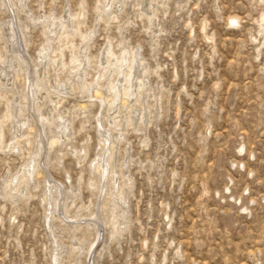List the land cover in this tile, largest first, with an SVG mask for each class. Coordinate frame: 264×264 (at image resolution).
Listing matches in <instances>:
<instances>
[{
    "label": "rangeland",
    "instance_id": "374dc122",
    "mask_svg": "<svg viewBox=\"0 0 264 264\" xmlns=\"http://www.w3.org/2000/svg\"><path fill=\"white\" fill-rule=\"evenodd\" d=\"M10 1L13 13L0 3V264H53L58 249L60 264H264V0H114L107 14L104 0ZM68 14L65 27L49 25ZM231 17L238 26H230ZM12 21L34 64L44 50L50 55L38 71L50 91L35 115L50 120L51 131L62 117L73 122L70 141L49 149L44 139L42 165L64 194V221L50 227L49 185L42 178L24 187L22 177L38 151L36 132L16 133V119L33 115L23 73L13 81L1 73L13 50ZM92 30L88 59L82 44ZM108 48L116 57L128 49L149 68L144 122L142 105L135 113L131 104L117 108L107 91L116 78L103 72ZM66 84L74 91L61 102ZM96 89L107 98L106 111L91 102ZM101 128L118 137L112 166L123 175L115 181L127 204L119 211L121 198L113 202L109 176L99 236L73 224L94 220L102 202ZM114 203L118 235L109 220Z\"/></svg>",
    "mask_w": 264,
    "mask_h": 264
},
{
    "label": "bare ground",
    "instance_id": "6f19581e",
    "mask_svg": "<svg viewBox=\"0 0 264 264\" xmlns=\"http://www.w3.org/2000/svg\"><path fill=\"white\" fill-rule=\"evenodd\" d=\"M22 1H24V0H22ZM113 1L114 0H104V4H103V2L99 3V6L103 5L104 10H107V12H105V11L103 12L104 14H107L110 11L111 6L114 7V5H112ZM117 1H119V0H117ZM128 1H130V0H128ZM0 3L2 5H4L5 9H7L10 12L12 11V13H13L14 7L11 6L12 1L0 0ZM120 3H122V1H120ZM120 3H118V5H120ZM142 8H143V6H142ZM149 10H150V7H149ZM100 12H102V10H100ZM80 16L83 18L85 17V10L84 9H82V11L80 12ZM151 18L154 19V16L151 15ZM70 20H71L70 14H68L65 18L60 19V20H58L54 17V19L52 20V22L49 25L51 27L55 28V30H56L58 27V22H60V24L65 27V25L67 24L66 22H68ZM229 20H230L229 21L230 26L236 27L239 25L238 18L231 17ZM9 25H10V27H9L8 38H9L10 47H13V50L10 49V59H8V61H6V64L1 67V73L4 77V79H6V81H8V79L10 81H13L15 78H17V79L21 78L19 73H23V80H24L23 82H25V85L27 86L26 97L24 98V101H25L24 103H25L26 107L28 108V113L31 112L33 114L31 116V118H25L23 120L16 119V127H17L16 133L17 134L20 133L22 135L23 130L26 129L27 131L36 132L37 136H38L37 155H36L34 161H32V164L30 166H28V167L25 166L27 174H26V172H24L22 174L23 179L26 181V183H24V187L30 185V182H29L30 180L37 181V182L39 179H42V178H44L46 180V183L49 185V189H48V193L47 192L45 193L44 201L47 203V205L50 206V210H49L50 215L48 217V225L50 227L51 223H53V220H55V219L58 221H60V220L64 221L60 217V214L58 213L60 210V207L62 205V201L64 200V198H63L64 194H63V189H62L61 185L57 184L56 182H50L48 180V174H47L48 171H46L47 167L45 168L42 165L41 157L43 156L44 152H46L44 139H48V146L50 147L49 149L54 148L59 143H65L64 141H70L74 135L73 134V127H72L73 122L68 118L62 117L59 121L54 123L55 128L53 131H51L49 127H51L53 123L50 120H48V122L46 123L41 119L40 116L35 115V108L37 107V110L40 111V105L42 104L41 102L46 101V99H47L46 95H48L49 91H50L49 85L47 83H45L46 80L44 82L38 76V71L41 68H43V69L48 68L47 59L50 57L49 51L44 50L40 55L39 63L34 64V62H32V59H30V56H27L25 54L24 50L20 46V43H19L20 35L18 32V29L15 28L14 22L13 21L10 22ZM262 28L264 30V26H262ZM19 29H21V35L23 37V43L25 46H27L28 40H27L26 35H25L26 32L24 30V25L21 22H19ZM52 35H57V34L52 33ZM93 36H94V30H92V32H91V34H89V36L88 35L84 36V40H85L84 42L85 43L82 44V49L85 53L83 55L84 58H88V59L90 58L88 55H86V52L90 48V41L92 40ZM87 40H88V42H86ZM122 45H124L123 41H122ZM47 49H48V47H47ZM102 53H103L102 58L105 61V65L103 67V72L104 73L105 72H111L112 76H113V74L116 75V78L113 80V83H111L110 87L108 86L109 89H107L108 92L112 91L111 98L113 99V102L115 103L116 107L118 108L120 106V104L123 107H127L131 104L130 109L134 110V111H132V113H135V110H137L136 103H139L140 105H142L141 107H142V111H143L141 121L144 122L145 118L148 116V113H146L147 116L145 117L144 112H147L148 108H147V106H144V103L142 102L141 99H143L144 94L147 95L148 90H145V87H146V85H149V82H148V80H149V77H148L149 68H148V66L143 67L146 65L145 61L142 58H140V56H137L136 53H134L133 57L131 58L130 57L131 56L130 50H128V49L123 51L119 57H116L115 54H113L111 52L110 48L102 51ZM108 54H110V56ZM77 58L78 57H74L72 61L74 63H76V61H78ZM58 64H59L58 60H53V66L54 67H57ZM77 69L79 71H82L84 69V63ZM140 69H142V71L140 73L143 76L138 77ZM10 78H12V79H10ZM124 85H126V86H124ZM70 90H73V89L68 87L67 84L65 85V87H62L61 90H58V91H60V93H58V95H64V98H62L60 100L61 102L65 101V98L68 99V97L72 96V95H70ZM138 91H140V92L143 91V93L137 94ZM90 95H92V93H90ZM92 98H95V100L91 101L93 104H94V102H100L101 105L104 106V108L106 107L104 110V111H106V109H107V106H106L107 98L106 99L103 98V93L99 89H96L94 91ZM17 105L19 106V112H22L21 103L18 102ZM112 108H114V105H112ZM83 109L86 111L88 109V107L85 105V106H83ZM99 122H100V125L102 126V118L101 117H99ZM110 123L112 126H122V125L116 123L115 121H112ZM37 124L40 125L39 128L37 127L38 126ZM133 126H134V124H133ZM101 130H103L104 135H105V137H104L105 144L103 145L104 146L103 148H106V151H104L103 155H101V157L98 158L99 161L96 165V171H98L102 177V181L99 183V188H98L99 195H100V197H102V202L99 206V212L94 214L95 215L94 220H89L87 222L84 221V224H82L81 221H80L81 224H76V223L73 224V228L75 231L81 230L82 228H85L86 230L92 229V230L97 231V234L99 236L101 235V230L99 229V226H100L99 221L104 222L103 217H102L103 216L102 211L106 205V199L104 200V198L107 195L106 194V188L108 187V185L106 183V180L109 176L112 175V182H114L111 186H109L110 193H108L110 195V197L112 198L113 202L118 201V199L121 198L122 195H124L122 189L119 188L120 185L118 184L117 179L115 181V177L123 176V175L121 173L114 172L115 167L112 166V159L114 157L112 152L114 151L116 143H118V137L113 138L111 132L107 133V130H105L103 128H101ZM122 135L123 134H120V136H122ZM1 136H2V134L0 133V140L2 139ZM28 145H32L31 140L29 141ZM244 150H245V146L241 147V149L239 151L242 153V152H244ZM38 158H40V159L37 160ZM126 163L129 164V161L127 160ZM122 169H124V165H122ZM23 171H24V169H23ZM22 183L19 182V184L17 186H19ZM48 185H47V188H48ZM20 190H21V188L18 189L17 191L21 192ZM53 190H54V192H53ZM121 201H122V207H119V211H124L123 207H126V204H127L126 198L125 199L121 198ZM118 206H119L118 203H114L112 215L109 217L110 223L112 224L113 233H117V235H118V229H117L118 225L115 221L118 219V216H119V214L116 212V211H118V209H117ZM63 208L65 209L66 213H68L69 208L65 202L63 203ZM246 210H247V208H246ZM94 215H92V216H94ZM52 232H53V230H52ZM56 248H59V246H56ZM97 248L98 247H96V249H94V253L96 252ZM59 250L60 249H58L57 253H55L53 264H60L61 263V261H60V254H61L60 251L61 250L60 251ZM76 264H80V262L76 263Z\"/></svg>",
    "mask_w": 264,
    "mask_h": 264
}]
</instances>
